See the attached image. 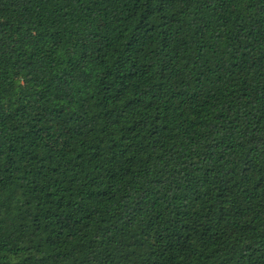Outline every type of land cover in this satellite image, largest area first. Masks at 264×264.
Here are the masks:
<instances>
[{
  "label": "trees",
  "instance_id": "trees-1",
  "mask_svg": "<svg viewBox=\"0 0 264 264\" xmlns=\"http://www.w3.org/2000/svg\"><path fill=\"white\" fill-rule=\"evenodd\" d=\"M0 264H264V0H0Z\"/></svg>",
  "mask_w": 264,
  "mask_h": 264
}]
</instances>
